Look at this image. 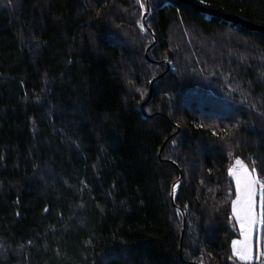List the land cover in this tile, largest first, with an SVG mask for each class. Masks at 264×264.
<instances>
[{
    "label": "trees",
    "instance_id": "1",
    "mask_svg": "<svg viewBox=\"0 0 264 264\" xmlns=\"http://www.w3.org/2000/svg\"><path fill=\"white\" fill-rule=\"evenodd\" d=\"M192 1L264 26V0ZM144 11L0 0V264H254L230 171L264 187V35Z\"/></svg>",
    "mask_w": 264,
    "mask_h": 264
},
{
    "label": "rangeland",
    "instance_id": "2",
    "mask_svg": "<svg viewBox=\"0 0 264 264\" xmlns=\"http://www.w3.org/2000/svg\"><path fill=\"white\" fill-rule=\"evenodd\" d=\"M230 177L236 189L232 214L240 234L232 242V254L240 262L259 264L264 235V187L258 183L255 173L240 162H235Z\"/></svg>",
    "mask_w": 264,
    "mask_h": 264
},
{
    "label": "water",
    "instance_id": "3",
    "mask_svg": "<svg viewBox=\"0 0 264 264\" xmlns=\"http://www.w3.org/2000/svg\"><path fill=\"white\" fill-rule=\"evenodd\" d=\"M148 1L149 0H146V11L148 10ZM171 1L177 2V3L185 5V6H188L192 9L198 11L200 14H202L206 17L220 20L221 22L226 23V24L237 25V26L244 28L247 31L256 32V33H260V34L264 35V26L263 25L251 22V21H249L245 18H242L240 16H236V15L229 14V13H226L223 11H219V10H216L213 8H209L205 5L194 2L192 0H171ZM145 19H146V13H143L142 22H144ZM168 68H170V66ZM179 184H180V180L174 184L173 188L174 187L177 188L179 186ZM173 198H174V196L172 195V199Z\"/></svg>",
    "mask_w": 264,
    "mask_h": 264
},
{
    "label": "bare ground",
    "instance_id": "4",
    "mask_svg": "<svg viewBox=\"0 0 264 264\" xmlns=\"http://www.w3.org/2000/svg\"><path fill=\"white\" fill-rule=\"evenodd\" d=\"M176 187L173 188V190H175Z\"/></svg>",
    "mask_w": 264,
    "mask_h": 264
}]
</instances>
